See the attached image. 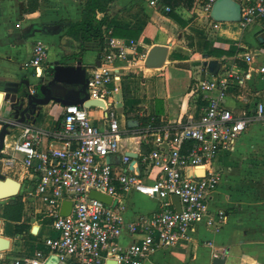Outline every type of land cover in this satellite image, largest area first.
<instances>
[{
  "label": "crops",
  "instance_id": "crops-1",
  "mask_svg": "<svg viewBox=\"0 0 264 264\" xmlns=\"http://www.w3.org/2000/svg\"><path fill=\"white\" fill-rule=\"evenodd\" d=\"M86 1L38 0L35 4L31 0H0L1 92L17 89L25 80L31 82L32 89L40 82H48L56 61L76 64L80 57L88 67L96 63L106 38L104 43L99 39L86 42L81 51L79 41L67 34L69 23L83 18ZM201 1L167 0L174 7L167 14L151 5V0H116L109 5L112 28L117 30V35L112 34L133 42L140 53L135 62H118L124 66L120 90L105 106L89 107V115L99 125L111 112L118 120L122 133L120 151L110 160L119 164L124 152L139 154L142 150L138 134L147 125L180 126L199 117L204 101L191 90L198 79L213 74L206 60L218 59V73L227 69L232 72L224 103L235 114L251 118L235 148L221 152L215 161L222 179L211 207L214 211L224 210L226 218L218 228L207 219L201 220L189 239L157 250L145 264H211L215 256H226L227 262L233 264H264V121L255 117L258 102L264 101V43L259 41L264 31L258 25L243 30L239 14L236 19L229 18L233 9L229 0H221L210 14L197 16L194 10ZM32 4L37 7L30 9ZM37 41L48 47L46 69L26 65ZM156 44L169 47L167 60L160 67H149L146 58ZM205 54L210 57L205 59ZM248 54L250 60L246 59ZM64 107L52 102L36 116L33 124L45 132L41 149L66 145L55 135ZM11 112L10 102L4 99L0 122ZM135 118L139 119V126H129V120ZM23 126L6 136L1 161L13 152ZM0 172L22 183L21 220L4 217L5 206H0V235L11 241L10 248L0 252V264H8L14 258L31 255L37 248H45L44 239L56 232L50 206L34 191L37 176L20 161L3 165ZM127 201L124 216L128 221L139 213H152L159 208V199L135 191L127 195ZM20 224L28 225L27 229L17 232ZM132 240L123 234V244Z\"/></svg>",
  "mask_w": 264,
  "mask_h": 264
},
{
  "label": "built area",
  "instance_id": "built-area-1",
  "mask_svg": "<svg viewBox=\"0 0 264 264\" xmlns=\"http://www.w3.org/2000/svg\"><path fill=\"white\" fill-rule=\"evenodd\" d=\"M218 1L199 2L194 14H210ZM233 1L243 30L258 25L264 31V0ZM150 3L164 14L174 10L160 0ZM105 38L100 65L88 68V92L92 99L108 103L120 90L124 76V66L118 62H135L140 52L137 45L120 40L112 30ZM47 58L48 47L37 41L26 65L46 69ZM231 77L227 69L197 80L191 93L204 101L199 117L180 126L149 124L140 131L142 150L133 170L134 158L125 152L119 164L110 160L120 151L122 134L112 112L99 125L91 120L89 107L65 105L55 135L66 145L59 149H41L45 132L32 123L25 124L21 139L2 163L20 161L37 176L34 191L50 206L56 235L44 239L45 248L8 264H145L157 250L189 239L203 219L220 227L226 212L211 207L222 179L215 161L221 152L235 148L251 121L224 103ZM255 115L264 121V101L258 102ZM188 170H194V175ZM199 170L203 174H195ZM93 190L111 196V203L92 198ZM134 191L159 199L158 210L126 220L127 195ZM173 194L179 196L180 211L171 199ZM64 201L72 202L67 215L61 214ZM124 233L133 238L130 244H123Z\"/></svg>",
  "mask_w": 264,
  "mask_h": 264
},
{
  "label": "water",
  "instance_id": "water-1",
  "mask_svg": "<svg viewBox=\"0 0 264 264\" xmlns=\"http://www.w3.org/2000/svg\"><path fill=\"white\" fill-rule=\"evenodd\" d=\"M219 0L215 5L220 2ZM233 9L229 11L228 16L231 19L240 17L239 9L233 0ZM213 8V9H214ZM259 41L264 43V33L260 34ZM169 47L167 45L156 44L154 45L146 58V64L149 67H160L167 60V53ZM209 54H205L204 58H209ZM100 58L98 57L96 64L100 65ZM208 70L217 74L221 68V63L218 59L212 58L205 62ZM88 66L83 64L82 58L79 57L76 64H64L56 61L51 69V79L48 82H40L34 91H32L31 82L25 80L18 86L17 89H7L0 91V104L5 99L11 104L12 112L7 118L1 119L0 128V155L5 148V138L11 133L12 129L20 125H25L35 121L36 116L40 114L43 107L51 104L52 102L61 103L64 105L78 104L85 107L91 106H105V102L99 99H92L88 92ZM78 87L74 90V87ZM140 124L139 119H130L128 125L131 127H138ZM134 160L130 168L134 169L136 158L138 154L128 152ZM2 161L0 160V170L2 168ZM189 175H194V170H188ZM195 174H203V171H196ZM22 183L12 177L5 176L0 172V200L17 196L21 190ZM90 196L99 199L106 203H111L112 197L99 191H91ZM173 203L176 205L178 211L181 210V203L179 196L173 194L171 197ZM72 208L71 201H64L61 214L67 215ZM2 220L0 219V228ZM10 239L0 235V252L10 248ZM50 264V263H49ZM211 264H233L227 262L226 256H215Z\"/></svg>",
  "mask_w": 264,
  "mask_h": 264
},
{
  "label": "trees",
  "instance_id": "trees-1",
  "mask_svg": "<svg viewBox=\"0 0 264 264\" xmlns=\"http://www.w3.org/2000/svg\"><path fill=\"white\" fill-rule=\"evenodd\" d=\"M38 4V0H31ZM116 0H87L83 8V18L80 21L69 23L67 34L79 41L81 51L85 47V43L91 40L99 39L102 43L105 40V34L112 30L114 35H117V30L112 28V19L108 14L109 5ZM167 3V0H160ZM193 1V0H184ZM35 4L30 6L34 9ZM171 5V4H170ZM22 205V203H20ZM3 216L6 218H13L16 221L21 220V213L18 215L13 214V206L11 204L5 205ZM28 225L20 224L17 226V232L27 229Z\"/></svg>",
  "mask_w": 264,
  "mask_h": 264
},
{
  "label": "rangeland",
  "instance_id": "rangeland-1",
  "mask_svg": "<svg viewBox=\"0 0 264 264\" xmlns=\"http://www.w3.org/2000/svg\"><path fill=\"white\" fill-rule=\"evenodd\" d=\"M20 194L21 193L19 192V194L15 197L0 200L1 208H3L5 205L11 204L13 206V214L14 215H18L19 213H21L22 212V205L20 204L21 203V199H20L21 195ZM9 201H10V203H8Z\"/></svg>",
  "mask_w": 264,
  "mask_h": 264
}]
</instances>
